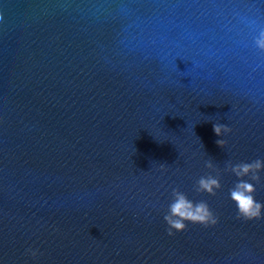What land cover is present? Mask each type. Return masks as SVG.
I'll use <instances>...</instances> for the list:
<instances>
[{
    "label": "clouds",
    "instance_id": "obj_1",
    "mask_svg": "<svg viewBox=\"0 0 264 264\" xmlns=\"http://www.w3.org/2000/svg\"><path fill=\"white\" fill-rule=\"evenodd\" d=\"M2 19L3 16L0 14V20ZM254 44L260 52H264V30L259 32ZM213 131L216 136L223 137L231 132V128L223 123H215L213 124ZM216 143L222 147L225 141L221 138ZM205 166L211 169L215 175L209 173L201 176L195 182L194 191L214 196L222 187L221 172L212 159L207 160ZM223 171L237 178L229 189V198L234 202L237 209L236 218L246 221L264 219V203L258 202L255 196L257 192L256 185L261 183L260 173L264 171V160L256 159L251 162L235 164L227 161ZM163 219L167 225V234L169 236L184 231L188 223L210 227L215 226L219 222V218L213 213L206 201L191 200L179 188L172 189L171 202L168 204V210ZM27 254L35 258L38 256L39 250L28 249Z\"/></svg>",
    "mask_w": 264,
    "mask_h": 264
}]
</instances>
